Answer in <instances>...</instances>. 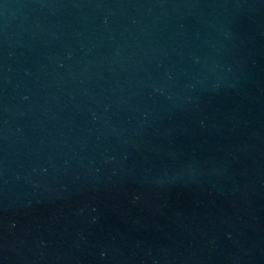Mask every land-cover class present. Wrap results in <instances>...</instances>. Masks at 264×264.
Here are the masks:
<instances>
[{
    "label": "water",
    "instance_id": "1",
    "mask_svg": "<svg viewBox=\"0 0 264 264\" xmlns=\"http://www.w3.org/2000/svg\"><path fill=\"white\" fill-rule=\"evenodd\" d=\"M0 264H264V0H0Z\"/></svg>",
    "mask_w": 264,
    "mask_h": 264
}]
</instances>
